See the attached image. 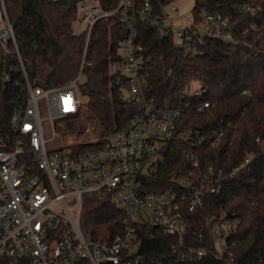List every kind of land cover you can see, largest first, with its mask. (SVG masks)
I'll return each instance as SVG.
<instances>
[{
  "label": "built area",
  "instance_id": "2783aa9c",
  "mask_svg": "<svg viewBox=\"0 0 264 264\" xmlns=\"http://www.w3.org/2000/svg\"><path fill=\"white\" fill-rule=\"evenodd\" d=\"M0 3L5 22L0 29V50L5 56L10 54L20 67L11 61L3 82L18 69L25 80V94L13 107L9 128L0 131V264H157L140 253L138 227L157 228L182 240L188 226L186 212L202 208L205 194L219 192L222 179L245 168L253 155L248 153L230 172L220 170L217 177L210 167L197 182L187 178L161 191H146L144 180L157 172L165 143L193 132L198 136V131L180 129L185 108L160 103L150 94L146 71L150 57L141 43L139 25L147 24L160 39H171L181 52L195 56L204 52L208 38L235 41L231 18L220 11L203 10L198 17L191 13L188 20L181 15L176 0L159 10L149 0L143 4L117 0L113 9L105 8L102 0H75L71 24L75 35L83 34L89 40L98 22L111 16L123 25L126 35L117 43L119 60L115 63L126 80L124 99L136 109L123 128L83 142H102L99 147L80 151L72 145L73 140L61 141L59 129L82 115V70L61 86L33 82L4 0ZM245 11L254 9L246 6ZM86 50L87 44L84 56ZM191 88L189 96L206 91L201 86ZM209 106V102L196 105L199 110ZM223 135L220 132L213 145ZM57 141L60 145L53 147ZM196 141L201 143L202 139L197 137ZM107 193L113 195L109 201L124 213L122 229L111 239L94 236L83 226L85 197ZM231 221L222 216L213 228L220 259ZM207 252L190 247L181 258L195 260Z\"/></svg>",
  "mask_w": 264,
  "mask_h": 264
},
{
  "label": "trees",
  "instance_id": "16d2710c",
  "mask_svg": "<svg viewBox=\"0 0 264 264\" xmlns=\"http://www.w3.org/2000/svg\"><path fill=\"white\" fill-rule=\"evenodd\" d=\"M135 1L143 4L145 0ZM149 1L159 10L175 0ZM102 2L107 9L117 5V0ZM4 3L30 79L56 87L82 70L80 89L88 97V112L97 119L102 136L123 128L136 109L124 99L126 80L115 66L117 43L126 35L118 18L99 21L87 40L72 31L75 0ZM246 6L254 11H245ZM203 10L229 16L235 41L208 38L204 52L191 56L181 52L173 40L160 39L147 24L139 25L141 43L150 57L146 63L150 94L160 103L185 108L180 129L198 131V136L193 132L165 143L157 172L144 180L146 191H161L187 178L197 182L210 167L217 177L222 169L230 172L248 153L253 158L235 175L223 178L219 192H207L202 208L186 212L188 226L182 240L157 228L138 227L140 253L157 264H230V260L231 264H264V0H195L191 13L198 17ZM12 63L19 67L15 59ZM5 68L6 56L0 50L1 132L9 128L13 107L25 94L22 71L13 72L4 83ZM193 81L206 90L202 95L187 94ZM202 102L210 106L199 110L196 105ZM220 132L224 135L215 146ZM101 144L75 147L87 151ZM222 216L237 223L226 235L220 259L213 228ZM123 218V211L107 200L85 207L83 226L94 236L111 239L121 231ZM190 247L208 252L195 260H183L181 255Z\"/></svg>",
  "mask_w": 264,
  "mask_h": 264
},
{
  "label": "rangeland",
  "instance_id": "374dc122",
  "mask_svg": "<svg viewBox=\"0 0 264 264\" xmlns=\"http://www.w3.org/2000/svg\"><path fill=\"white\" fill-rule=\"evenodd\" d=\"M177 5L179 6L180 13L182 16H184L186 19L190 20L191 19V11L192 8L195 4V0H176ZM4 18H3V9L1 7L0 3V29L4 26ZM115 65V64H114ZM118 68L119 64L116 63ZM115 70V68H113ZM191 89H195L200 87V83L197 81H193L190 83L189 87ZM82 99L84 101V108L82 110V115L78 118L77 121H74L73 124V129L67 131L68 126L60 125V134L62 135L63 139L61 140L62 142L68 143L70 140H73L74 144L73 146H76L77 143L79 142H87V141H92L95 138H100L102 136L101 134V126L99 125L97 119L93 116H91L88 112V97L84 94H82ZM90 111V110H89ZM76 130V131H75ZM70 135H67L69 134ZM59 141L55 142L52 144L53 147L59 146ZM107 200H113V195L111 193L107 194H91L87 195L85 197V207H93L97 205L98 203L102 201H107ZM226 223V222H225ZM237 221H231L232 227L236 225Z\"/></svg>",
  "mask_w": 264,
  "mask_h": 264
},
{
  "label": "water",
  "instance_id": "95a60500",
  "mask_svg": "<svg viewBox=\"0 0 264 264\" xmlns=\"http://www.w3.org/2000/svg\"><path fill=\"white\" fill-rule=\"evenodd\" d=\"M12 56L10 54H7L6 56V72H10V66H11ZM38 84H42L41 81H37Z\"/></svg>",
  "mask_w": 264,
  "mask_h": 264
}]
</instances>
